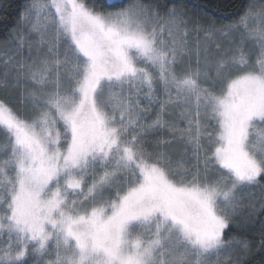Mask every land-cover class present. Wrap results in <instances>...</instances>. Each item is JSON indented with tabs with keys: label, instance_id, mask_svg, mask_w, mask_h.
I'll list each match as a JSON object with an SVG mask.
<instances>
[{
	"label": "snow or ice",
	"instance_id": "1",
	"mask_svg": "<svg viewBox=\"0 0 264 264\" xmlns=\"http://www.w3.org/2000/svg\"><path fill=\"white\" fill-rule=\"evenodd\" d=\"M0 264H264V0L17 3Z\"/></svg>",
	"mask_w": 264,
	"mask_h": 264
},
{
	"label": "trees",
	"instance_id": "2",
	"mask_svg": "<svg viewBox=\"0 0 264 264\" xmlns=\"http://www.w3.org/2000/svg\"><path fill=\"white\" fill-rule=\"evenodd\" d=\"M0 2L11 3L12 7L7 12H0V32L15 23L16 4L22 0H0ZM189 8L199 10L202 13L214 17L234 18L240 11L244 0H186Z\"/></svg>",
	"mask_w": 264,
	"mask_h": 264
}]
</instances>
